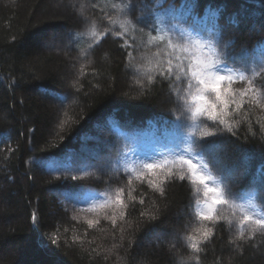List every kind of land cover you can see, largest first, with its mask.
Wrapping results in <instances>:
<instances>
[{"label": "trees", "instance_id": "1", "mask_svg": "<svg viewBox=\"0 0 264 264\" xmlns=\"http://www.w3.org/2000/svg\"><path fill=\"white\" fill-rule=\"evenodd\" d=\"M131 3L0 0V264H264V234L241 208L249 198L264 214V0H188L171 14L172 0ZM187 31L244 73L230 86L238 101L257 86L225 108L229 130L193 121L195 89L178 94L160 75L170 57L196 53ZM146 137L201 160L227 199L214 220L199 217L210 198L187 163L124 167ZM86 195L103 204L79 207ZM202 225L212 236L194 252L187 237Z\"/></svg>", "mask_w": 264, "mask_h": 264}, {"label": "snow or ice", "instance_id": "2", "mask_svg": "<svg viewBox=\"0 0 264 264\" xmlns=\"http://www.w3.org/2000/svg\"><path fill=\"white\" fill-rule=\"evenodd\" d=\"M168 0H160L159 7L164 8V4H166ZM188 2V0H172V4L169 5L167 9H165V13L171 14L177 5V3H184ZM134 7V4L131 3L130 0V8ZM140 21H138L139 23ZM145 28L148 29V31H155V25L154 24H145ZM95 33H93L94 35ZM169 48H172L174 51L176 50V46L169 43ZM195 47L198 48L200 51V55L197 56L195 53H191L188 55H175L174 59L176 61L175 66H173V59L170 57L167 61V67L160 72V75L162 77L170 78V86H175L177 88V92L184 91V85L187 84L189 94H191V90L195 89V95L192 96V104L189 105L191 109V119L193 121H196L201 116L207 115L209 119H211L214 123L217 120V116L214 114L217 108V103L219 105H222L224 108H227L229 104H235L237 109L242 106L244 103L243 98L249 93H252L255 95V92L257 91V86L254 85L251 81H248V86L240 90L239 101L236 98V93L234 90H231V84L234 82V77L231 74H222V72L227 69V54L225 53V59L222 61L218 58H214V53L211 50L205 51L206 45L199 44L198 42L195 44ZM180 51L183 53H189V48L187 45H182L180 47ZM175 67V71H174ZM240 79L243 80V75L240 76ZM262 81H264V76H262ZM227 84L228 87L221 88V85ZM260 90H264V82H262L259 85ZM215 93V102L210 104L207 107H200L197 105V101H203L204 100V94L206 92ZM209 108L211 111H209ZM220 123H223V120H220ZM211 127V125H209ZM208 136H212L213 133L209 132L207 133ZM211 141H205L201 144V148L203 150L202 154H208L211 155V150L207 148L208 144H211ZM200 155V154H198ZM185 163L188 164V169L190 173L191 182L193 184H197V182L200 185H204L206 191L205 196L209 194V192L214 193V199L212 200V205H218V204H226L227 199L225 197V194L220 192L219 190H213L208 187V185L205 183V179H211V177H205L204 175L200 174L198 175L196 172L195 166L185 161ZM145 167L151 172L154 168L158 167V165L155 164H147ZM169 175H172L169 173ZM142 178V177H141ZM186 178H189L185 175H180V179L184 180ZM163 183V180L161 181ZM149 184L161 193H163V188H159L157 185L152 184L151 181H149ZM116 203H120L119 196L117 198ZM143 203V201H141ZM214 207H210L209 211L205 214H200V219L202 221H212L214 220L212 216V212L214 211ZM250 220V217L244 216L243 221L248 222ZM98 222V221H96ZM94 224V221L89 220L88 225L91 228ZM251 224L255 225V227L252 229V232L259 231L261 234H264V219H257L252 220ZM199 235H189L187 237V240L189 241V247L194 251L198 252L200 249L198 245L204 241H207L212 236V228H208L205 226H201L200 228H197L195 230ZM244 237L243 231L239 232V235L237 236V239H242Z\"/></svg>", "mask_w": 264, "mask_h": 264}, {"label": "rangeland", "instance_id": "3", "mask_svg": "<svg viewBox=\"0 0 264 264\" xmlns=\"http://www.w3.org/2000/svg\"><path fill=\"white\" fill-rule=\"evenodd\" d=\"M55 2L59 6V5H64L65 0H55ZM184 36L188 39L189 43H191L194 47L197 42L199 44L208 46L206 47L205 51L211 50L214 53V58H215L216 53L211 43L204 41L198 34H196L193 31L185 32ZM52 45L53 47L56 48L57 51L61 50L62 48V47L60 48V46L56 43H53V42L47 43L48 48H53L51 47ZM195 49H196L195 54L199 56L200 51L198 50L197 47H195ZM222 74H231L234 77V81L241 80L240 79L241 75H243V77L245 78L244 73L234 71L228 67L222 72ZM207 93H211V92L209 91ZM196 103L200 107L209 106L205 98L203 101H197ZM209 111H211L210 108H209ZM214 114L217 116V120L215 123L225 128L226 130H229L231 128V123L229 121L227 111L222 105H219V104L217 105V108ZM220 120H223V123H220ZM216 150H218V148H216ZM185 161H188L195 166L196 172L198 175L202 174L205 177H209V174L205 166L203 165V163L198 157L193 156L187 151H174L173 149L162 144L161 142L155 139L149 138V137L143 138V140H140L138 143L135 144L134 148L126 156L124 160V167L127 169H131L135 167L144 169L146 168L145 165L147 164H155V165H158V167H160V166L168 165L173 162H184L185 163ZM205 183L208 185L209 188L213 190H219L218 185L215 182H213L211 179H205ZM209 198L210 199L208 202L201 204L198 207L199 217H200V214L202 213L206 214L209 211L210 207L215 208V206H217V205H214V206L212 205V200L214 199L213 192H209ZM102 204H103V200L94 195H86L85 197H83L81 200L77 202V205L82 208H95ZM241 208H242V212L244 216L250 217V220L264 219V214H262L260 211H258L253 206V203L251 199L249 198L242 201ZM158 240L159 239L156 238V241Z\"/></svg>", "mask_w": 264, "mask_h": 264}]
</instances>
